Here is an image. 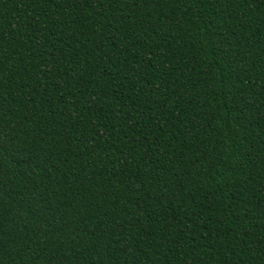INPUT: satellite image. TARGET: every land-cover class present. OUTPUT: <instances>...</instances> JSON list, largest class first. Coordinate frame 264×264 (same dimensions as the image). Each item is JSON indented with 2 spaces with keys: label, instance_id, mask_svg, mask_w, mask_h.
I'll use <instances>...</instances> for the list:
<instances>
[{
  "label": "trees",
  "instance_id": "obj_1",
  "mask_svg": "<svg viewBox=\"0 0 264 264\" xmlns=\"http://www.w3.org/2000/svg\"><path fill=\"white\" fill-rule=\"evenodd\" d=\"M0 264H264V0H0Z\"/></svg>",
  "mask_w": 264,
  "mask_h": 264
}]
</instances>
